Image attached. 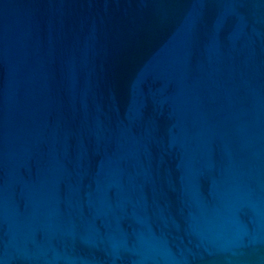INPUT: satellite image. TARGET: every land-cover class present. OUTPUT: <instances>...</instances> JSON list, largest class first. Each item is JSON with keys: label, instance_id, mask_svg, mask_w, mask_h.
<instances>
[{"label": "water", "instance_id": "obj_1", "mask_svg": "<svg viewBox=\"0 0 264 264\" xmlns=\"http://www.w3.org/2000/svg\"><path fill=\"white\" fill-rule=\"evenodd\" d=\"M0 264H264V0H0Z\"/></svg>", "mask_w": 264, "mask_h": 264}]
</instances>
